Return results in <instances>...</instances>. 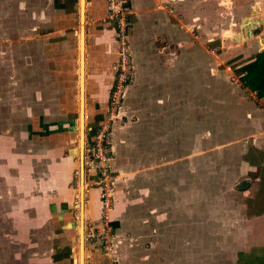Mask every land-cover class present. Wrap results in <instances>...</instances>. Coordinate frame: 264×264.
<instances>
[{"label":"crops","instance_id":"1","mask_svg":"<svg viewBox=\"0 0 264 264\" xmlns=\"http://www.w3.org/2000/svg\"><path fill=\"white\" fill-rule=\"evenodd\" d=\"M67 1L0 0V37L10 38L9 43L0 42V264H8L6 251L20 253V228L29 234L32 228V235L35 232L38 176L49 179L43 190L46 195L51 191L50 182L62 178L61 166L72 158L68 147L74 129L77 135V124L76 117L75 122L69 117V100L74 85L76 103L77 35L72 32L74 42L70 33L62 36L73 17L66 6L72 1ZM125 1L131 19L127 35L131 79L110 127L113 249L103 256L88 246L85 264H213L212 250L205 249L200 257L192 254L198 225L197 165H203L205 171L207 165L216 169L218 160L214 162L213 157L222 158L224 152L227 162L221 163L235 164L239 161L232 158V149L251 145L261 153L264 166V97L253 96L235 73L256 53L264 52V24L258 32H253L255 27L243 29L246 10L235 12L233 0H229L227 15L232 23L225 31L237 25L247 45L226 60L228 65L243 62L232 71L227 67L228 74L222 78L217 74L211 42L203 45L194 38L198 30L205 32L212 24L208 0ZM86 4L90 26L84 33V100L89 102L85 142L106 117L116 62L114 31L101 20L106 12L102 0ZM75 5L78 13L77 0ZM261 20L257 19L258 25ZM220 85L228 95L224 100L218 95ZM223 105L231 108H225L224 115ZM231 169L238 179V168ZM84 181L89 188L84 189L83 221L93 225L99 215L98 192L87 177ZM205 185L206 191L201 193L205 197L215 193L228 199V187L216 188L211 181ZM256 191L264 195V187ZM24 195L32 202L25 203ZM51 197L44 205L51 224L64 222L60 227L70 228L63 197L56 202ZM224 199L221 208L227 210L229 202ZM212 200L206 198L205 203L212 206ZM230 205L237 212L242 210L238 203ZM239 218L241 215L231 222L224 215L218 220L222 227H237L245 223ZM204 220V239L210 238L212 243L215 235H207V227L216 223L207 215ZM248 221L261 226L264 211Z\"/></svg>","mask_w":264,"mask_h":264},{"label":"rangeland","instance_id":"2","mask_svg":"<svg viewBox=\"0 0 264 264\" xmlns=\"http://www.w3.org/2000/svg\"><path fill=\"white\" fill-rule=\"evenodd\" d=\"M51 1V0H50ZM59 2H68L67 0H58ZM72 2L67 6L68 10H70V16L73 14L71 21V26H67V31L63 33L62 36L66 38V34L70 33L72 38V42H74V38L72 37V32H77L78 30V17L76 14V0H71ZM88 0H86L87 2ZM105 1L102 0V5L104 12L106 11V6H105ZM202 1V0H201ZM209 3L211 4V12L213 13V18H212V24L210 25V29L205 32L199 31L195 33L194 38L198 40L201 44H205L208 40V42H211V45L213 46L212 53H214L215 56L214 58V63L218 65V73L216 72V68L214 69L213 74H219L224 78L226 77L227 72V67L233 70L234 66L240 64L243 61L240 62H235L234 64H229L226 62L232 55L239 54V52L242 51L244 46L247 45L245 42V36L239 35L238 27L237 25L230 30H226L228 28L229 24L232 23V19L227 15L228 14V6H229V0H208ZM55 2V0H53ZM69 3V2H68ZM128 4L127 2H125ZM49 4V3H47ZM253 7V8H252ZM242 8V9H241ZM253 9V10H252ZM78 10V9H77ZM233 10L237 13H243L244 10H246V13L243 15L242 18H247L244 20V27L253 28L255 27L256 30L253 32H258L261 29V26L264 24V0H233ZM88 11L87 4L85 6V22H84V31L89 28V18L87 16L86 19V13ZM103 12V11H101ZM253 12V14H252ZM102 14V13H101ZM258 14V15H257ZM253 15V17H252ZM261 17L262 20L260 25H258L257 17ZM251 17V18H250ZM49 18H45V20L49 21ZM226 19H228L226 22ZM102 21L108 22L106 19V12L104 16L101 18ZM128 21L131 24V19L130 15H128ZM241 21V20H240ZM239 20L237 21V24L240 22ZM109 25L112 28V24L108 22ZM258 25V26H257ZM224 30V31H223ZM114 31V30H113ZM224 32L221 36V33ZM62 34V33H60ZM113 34V32H112ZM115 35V34H114ZM113 35V38H114ZM61 36V37H62ZM115 40V39H114ZM10 38L1 36L0 37V42L1 43H9ZM222 43V44H221ZM74 46V45H73ZM116 46V44H115ZM229 47V48H228ZM74 48V47H73ZM74 53V52H73ZM72 53V54H73ZM229 53H232L231 55H228ZM73 56V55H72ZM77 56V53H76ZM243 56V55H242ZM73 58V57H72ZM87 58V57H86ZM238 58V57H237ZM241 58V57H240ZM116 60H117V47H116ZM232 63V61H230ZM71 64H75V60L72 59ZM215 67V65H214ZM73 72V69H72ZM235 72V71H234ZM72 75V73H71ZM221 78V77H219ZM76 79H77V71H76ZM74 82V81H73ZM208 82V81H207ZM206 82V83H207ZM77 84V80H76ZM42 87V86H41ZM74 85H73V93L71 98H70V114L69 117L72 118L71 120H74L75 122V107L77 108V91H76V103H75V95H74ZM201 86L199 87V89ZM77 89V88H76ZM39 90V88H38ZM219 97L222 98L223 100L228 97L226 93V88L223 86H219ZM227 101V100H226ZM107 104V102H106ZM85 114L86 117L87 114H89V102L88 99H85ZM224 106V105H223ZM226 106H224L223 110V115L225 112ZM223 109V107H222ZM226 110H231V108L227 107ZM77 112V109H76ZM105 115H106V110H105ZM107 116L104 118V120L101 122H105L107 119ZM87 122V119H86ZM100 123V124H101ZM76 124H77V118H76ZM85 126H87V123H85ZM86 138H87V132H85ZM72 137L71 141L69 144V152L71 151V156H72V163H67L68 167H71L69 171V178L66 180V177H62L60 180L57 178L53 179L51 184V188L46 195L43 193V190L45 187H48V182L49 179L46 177H39L38 176V189H37V196H36V201L34 206L36 207L37 210V225L35 227V232L33 235H35L34 240H32L33 235H32V228L31 232L29 234L28 231H26V228H20V249H19V254L15 252H8L6 251L9 256V258H6L8 261V264H73V251L77 249V221H78V215H79V210L78 208L75 207V202H78L77 199V194H76V188L77 184L79 182V170H78V157H77V143L78 141L76 139V130L74 129L72 131ZM85 143V141H84ZM76 151V152H75ZM226 154L224 152L223 156ZM83 155V154H82ZM221 155L214 158L215 160H218V166L216 169L212 168L211 166L207 165L208 170H203V165L198 164L197 165V178L195 179L196 184H197V199H198V205H197V216H198V225L196 228H194L196 231L194 232V236L196 238V249L192 251L193 255H196L197 257L202 256L205 254V249L206 251L212 250L211 257H213V264L216 263H224L227 264H258L259 258L264 256V224L261 223V226L256 222V221H248L249 218H253L256 215H259L262 213L263 207H264V195L260 194V191H256V188L264 187V166L261 165L263 163V158L262 155L259 151L253 149V147L244 146L240 145L238 146L235 150L232 149V158H235L236 162L235 164H228L227 166L225 163H221V160L223 162H227L226 157ZM245 163V164H244ZM214 164V163H213ZM65 165V164H63ZM243 166V167H242ZM232 167L238 168V176L239 178L237 179V176H235V173L233 172ZM247 168H251L250 170ZM217 171V173L208 174L210 171ZM249 170V171H248ZM252 170V171H251ZM77 171L78 175H75L74 172ZM244 174V175H242ZM220 176H223L222 179ZM82 178H83V184L84 188L86 189L87 183L85 180V175L82 167ZM211 178V179H209ZM257 180V181H256ZM206 181L207 185H209L210 181L212 184L215 185L216 188H219L220 186L222 187H228L229 191V197L228 199H224L221 194H208L206 197L202 195V192L206 191ZM44 185V186H43ZM50 185V184H49ZM91 187V186H90ZM94 187V186H93ZM89 188V187H88ZM87 188V189H88ZM240 190L243 193H237L236 191H232V189ZM245 191V192H244ZM263 192V191H262ZM58 195V196H57ZM60 195V196H59ZM53 200V202H56L57 198L63 197V201L66 203V217H70L71 219L66 220L70 222L67 225H72L68 229H63L61 224L64 222H58L54 221L53 224H51V219L45 212L44 205H46L49 202V198ZM85 195H83V203L85 202ZM254 197H256V200L254 201ZM206 198L208 199H213L212 206L207 203H205ZM257 198H259L257 202ZM225 200L229 202L228 209L226 210L225 207L223 206V210L221 208V202L222 200ZM22 200L25 203H28V200L32 202V198L29 195H24L22 197ZM60 200V199H59ZM208 202V201H207ZM58 203V202H57ZM239 206V209L241 208L242 210H239V212L235 211L233 207H231L230 204H237ZM207 207V210H206ZM209 207V208H208ZM213 209H212V208ZM236 208V207H235ZM53 209V208H52ZM54 211V210H53ZM52 211V212H53ZM227 211V212H225ZM54 216L56 217L57 215L53 212ZM205 215H207V218L214 219V223L216 225L209 226L207 227V235L214 236L212 237L213 239L211 240L212 243L209 242L208 238L204 239V234H205V228L203 226V222L205 221ZM224 215L228 216V219L234 221V219H238V217L241 215V218H239L240 222H245L244 224L240 223L237 227L234 225L230 226H225L222 227L220 225L221 217H224ZM53 216V217H54ZM68 217V218H69ZM210 220V219H209ZM235 222V221H234ZM255 222V223H253ZM79 223V222H78ZM218 224V225H217ZM96 225V226H95ZM100 218L98 215L97 221L92 225L86 224V221H83V246H84V260L83 264L85 263V260H87V257H89L88 252V246H92V250L97 251L98 254L101 253L100 249V244L101 241L99 238L92 237L93 232L95 230H98L97 232L99 234H103L100 229ZM192 234V233H191ZM226 236L228 237V241H225ZM29 237V243L26 241V238ZM251 238V239H248ZM253 239V240H252ZM262 239V240H261ZM252 240V241H250ZM259 240V241H258ZM258 241V242H257ZM210 247H212L210 249ZM19 248V247H18ZM16 247L15 249L18 250ZM85 248L86 251L85 252ZM253 248H260V249H253ZM253 249V250H252ZM208 253V254H210ZM236 254L238 255V259L234 258ZM14 255V256H13ZM35 255V256H34ZM228 259H224V257H227ZM13 257V259H12ZM234 258V259H233ZM203 262V261H202Z\"/></svg>","mask_w":264,"mask_h":264},{"label":"built area","instance_id":"3","mask_svg":"<svg viewBox=\"0 0 264 264\" xmlns=\"http://www.w3.org/2000/svg\"><path fill=\"white\" fill-rule=\"evenodd\" d=\"M125 0H106V19L112 24L115 34V44L117 47V60L112 74L111 87L107 98L106 116L107 120L98 125L91 138L84 143L82 155V167L85 177L88 178L98 192L99 200V234L95 230L92 237L101 241L100 251L103 256L111 254L112 246V226L110 223V212L114 206V175L110 169L111 155V122L118 115L122 105V96L131 79V59L128 50L127 35L130 23L128 15L130 10ZM253 96H256L252 92ZM78 175V172H74ZM75 202V207L78 208ZM98 240V239H97Z\"/></svg>","mask_w":264,"mask_h":264},{"label":"bare ground","instance_id":"4","mask_svg":"<svg viewBox=\"0 0 264 264\" xmlns=\"http://www.w3.org/2000/svg\"><path fill=\"white\" fill-rule=\"evenodd\" d=\"M77 9H78V13L76 12L77 15H79V13L82 15L81 20H80V24L81 26H83V13L85 12V0H77ZM78 26H79V22H78ZM244 27V24L242 25V28ZM249 27V24H248ZM246 28V26H245ZM75 33V32H73ZM77 35V84H76V88H77V140H78V152L82 157V153H83V146H84V141L86 138V135L84 133L85 130V111H84V98H83V94H84V90H85V86H84V65H85V61H84V54H85V47H84V38H83V28L81 29V32H79V27H78V31L76 32ZM86 85V84H85ZM81 100V103H80ZM77 152V153H78ZM81 159V158H80ZM81 163H82V159H81ZM84 184H83V178L82 180L78 182L77 184V188H76V194H77V199H78V210L79 212V223H78V227H77V235L78 238L79 236H83V218H84V206H83V195H84ZM85 197V196H84ZM83 260H84V252L82 251V249L80 248L78 250V247L76 250L73 251V264H83ZM85 264V263H84Z\"/></svg>","mask_w":264,"mask_h":264},{"label":"trees","instance_id":"5","mask_svg":"<svg viewBox=\"0 0 264 264\" xmlns=\"http://www.w3.org/2000/svg\"><path fill=\"white\" fill-rule=\"evenodd\" d=\"M126 5L128 6V4ZM235 73L238 75V80L243 87L254 92L257 98L264 97V52L256 53L252 61L240 67ZM71 159L69 157L66 164L61 166L63 170L61 177H66V180L69 178L68 169H71L67 163H72ZM258 264H264V256L259 258Z\"/></svg>","mask_w":264,"mask_h":264},{"label":"water","instance_id":"6","mask_svg":"<svg viewBox=\"0 0 264 264\" xmlns=\"http://www.w3.org/2000/svg\"><path fill=\"white\" fill-rule=\"evenodd\" d=\"M85 6H86V0H85ZM81 17H82V15L79 13V15H78V22H79V32H81V29L83 28V38H84V43H85V37H84V33H85V31H84V24H83V26H81V24H80V20H81ZM83 23L85 22V12L83 13ZM241 27H242V25H241ZM84 56H85V54H84ZM85 66V65H84ZM83 98H84V94H83ZM80 103H81V100H80ZM84 104H85V101H84ZM84 111H85V105H84ZM85 116H86V114H85ZM85 119V118H84ZM83 154V153H82ZM82 159V157H81V155L79 154V156H78V170H79V174H80V176H79V180L81 181L82 180V163H81V159ZM84 204V203H83ZM80 212V211H79ZM79 216V215H78ZM78 222H79V217H78ZM77 247H78V250L81 248L82 249V251L84 252V246H83V236H82V238H81V236H79V238L77 237Z\"/></svg>","mask_w":264,"mask_h":264}]
</instances>
